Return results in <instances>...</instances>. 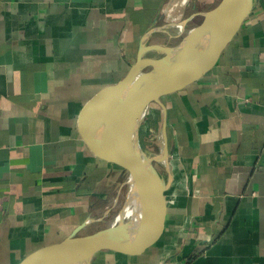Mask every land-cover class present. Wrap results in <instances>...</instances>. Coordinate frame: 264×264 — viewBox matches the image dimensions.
Segmentation results:
<instances>
[{"label": "crops", "instance_id": "0c3cea01", "mask_svg": "<svg viewBox=\"0 0 264 264\" xmlns=\"http://www.w3.org/2000/svg\"><path fill=\"white\" fill-rule=\"evenodd\" d=\"M218 1L0 0V264L114 223L128 177L90 153L78 112L125 75L147 30L164 27L144 44L172 45ZM162 103L164 240L137 261L91 264H264V0L211 73ZM148 109L140 144L158 155L163 111Z\"/></svg>", "mask_w": 264, "mask_h": 264}, {"label": "water", "instance_id": "95a60500", "mask_svg": "<svg viewBox=\"0 0 264 264\" xmlns=\"http://www.w3.org/2000/svg\"><path fill=\"white\" fill-rule=\"evenodd\" d=\"M255 1L219 0L200 12V20L172 45L143 43L162 26L154 25L142 35L125 75L96 90L77 116V131L87 149L126 173L130 195L111 225L81 234V224L64 238L27 251L15 264H91L98 255L116 263L133 262L160 247L166 232V184L154 163L166 161L171 151L162 98L198 85L211 73ZM151 104L163 111L158 155L140 144V127Z\"/></svg>", "mask_w": 264, "mask_h": 264}, {"label": "rangeland", "instance_id": "374dc122", "mask_svg": "<svg viewBox=\"0 0 264 264\" xmlns=\"http://www.w3.org/2000/svg\"><path fill=\"white\" fill-rule=\"evenodd\" d=\"M188 27H189V26H188ZM154 54H157V52H154L153 55H154ZM152 105H153V104H151V105L148 107V108H149L148 111H149L150 109H152ZM150 119H151V118H150V115L147 114V115H146V118H145V124H143L142 127H141L142 130L145 129V127H146V123H147V120L149 121Z\"/></svg>", "mask_w": 264, "mask_h": 264}]
</instances>
